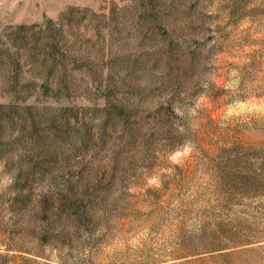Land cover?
I'll use <instances>...</instances> for the list:
<instances>
[{"label": "rangeland", "instance_id": "rangeland-1", "mask_svg": "<svg viewBox=\"0 0 264 264\" xmlns=\"http://www.w3.org/2000/svg\"><path fill=\"white\" fill-rule=\"evenodd\" d=\"M0 264H264V0H0Z\"/></svg>", "mask_w": 264, "mask_h": 264}]
</instances>
